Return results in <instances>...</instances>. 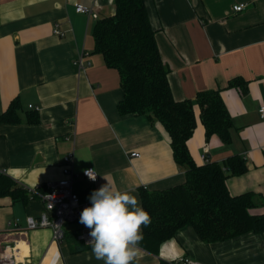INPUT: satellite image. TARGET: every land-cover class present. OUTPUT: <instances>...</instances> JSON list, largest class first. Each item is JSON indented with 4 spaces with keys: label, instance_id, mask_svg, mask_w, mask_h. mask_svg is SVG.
<instances>
[{
    "label": "crops",
    "instance_id": "0c3cea01",
    "mask_svg": "<svg viewBox=\"0 0 264 264\" xmlns=\"http://www.w3.org/2000/svg\"><path fill=\"white\" fill-rule=\"evenodd\" d=\"M150 22L174 98L194 102L196 127L188 140L198 163H223L231 154L247 160V170L229 176L232 194L254 191L264 213V0H145ZM247 6L235 11L233 5ZM93 7L97 17L76 10ZM115 12V0H0V113L18 99L21 120L0 123V168L30 191L26 201L0 197V248L15 240L26 246L27 264H104L91 246L76 238L82 224L65 226L61 242L50 227L26 229L28 216L38 217L44 201L31 189L47 190L64 176L63 156L74 152L73 191L83 203L108 181L114 189L167 188L185 180V167L173 155L165 126L148 115L120 114L123 98L118 69L94 51L93 25ZM56 25L64 34L54 31ZM83 53L79 66L75 59ZM236 77L248 81L246 91L229 86ZM220 89L232 117V140L217 134L206 139L196 94ZM36 110L39 121H28ZM138 151L139 155H131ZM205 154V157L203 155ZM94 166L91 181L83 169ZM44 192V191H42ZM35 194V195H32ZM18 219L20 230L10 221ZM76 234V235H77ZM23 253V252H22ZM189 256L206 264H264V233L248 232L205 242L191 224L163 241L158 253L139 246L138 264Z\"/></svg>",
    "mask_w": 264,
    "mask_h": 264
},
{
    "label": "trees",
    "instance_id": "16d2710c",
    "mask_svg": "<svg viewBox=\"0 0 264 264\" xmlns=\"http://www.w3.org/2000/svg\"><path fill=\"white\" fill-rule=\"evenodd\" d=\"M92 31L94 51L101 53L106 64L120 73L123 89V98L117 105L120 114H146L162 122L170 134L175 160L186 169L181 183L155 190L140 188L141 207L150 214L151 223L141 228L144 238L139 246L158 253L161 243L186 224H191L205 242L248 232L264 233V213L251 211L259 204L255 192L232 194L227 185L229 176L247 170L245 156L231 154L223 163L216 160L198 163L193 158L188 140L196 127L194 102L178 100L172 94L170 69L162 59L145 0H115V12L99 17ZM247 85L248 81L241 77L229 82L230 87L243 91ZM196 102L206 139L217 134L224 143H230L233 120L220 89L198 91ZM20 109L18 99L11 101L0 113V123L20 122ZM27 118L29 122H38V112L31 110ZM39 190L45 191V187L40 186ZM29 195L28 188L14 177L0 173V197L26 201ZM72 234L77 238V233ZM155 264L171 262L161 259Z\"/></svg>",
    "mask_w": 264,
    "mask_h": 264
},
{
    "label": "clouds",
    "instance_id": "9594fccd",
    "mask_svg": "<svg viewBox=\"0 0 264 264\" xmlns=\"http://www.w3.org/2000/svg\"><path fill=\"white\" fill-rule=\"evenodd\" d=\"M85 175L95 181L97 174L89 169ZM132 191L114 189L108 181L90 194V206L80 214L79 222L90 229L87 244L104 264H138L141 228L150 225L151 217Z\"/></svg>",
    "mask_w": 264,
    "mask_h": 264
},
{
    "label": "built area",
    "instance_id": "2783aa9c",
    "mask_svg": "<svg viewBox=\"0 0 264 264\" xmlns=\"http://www.w3.org/2000/svg\"><path fill=\"white\" fill-rule=\"evenodd\" d=\"M247 6V3L240 2L233 5L235 11H241ZM76 10L78 12H83L88 15L97 17V13L93 10V7L83 3L76 4ZM54 31L59 34H64L60 28L56 25ZM83 53L75 59V63L79 66H83L82 63ZM259 111L262 117H264V105L259 107ZM131 155L138 156L139 152L134 151ZM204 158L205 154L203 155ZM92 169L96 175L95 181L98 179L99 174L94 166H88L83 169V176L85 175V170ZM5 172L4 169L0 168V173ZM63 173L64 176L55 182H49L47 185V190L41 192L38 185L31 189L32 193H38L40 191V196L44 201V210L38 217L28 216L26 229H33L37 227H50L52 229V239L57 242L63 241L65 237V226L68 223L79 221L80 214L82 210L90 206V203H83L76 192L73 191V179L76 175L74 168V152L69 151L63 156ZM89 179V178H88ZM90 180V179H89ZM92 181V180H91ZM10 226L12 229L20 230L21 224L18 219L11 220ZM90 229L86 228L84 225L81 226L77 237L84 244H87ZM20 241L15 240L12 243H7L0 248V264H27L25 251L22 247H19ZM23 252V253H22ZM175 264H206L189 256H184L176 259Z\"/></svg>",
    "mask_w": 264,
    "mask_h": 264
},
{
    "label": "bare ground",
    "instance_id": "6f19581e",
    "mask_svg": "<svg viewBox=\"0 0 264 264\" xmlns=\"http://www.w3.org/2000/svg\"><path fill=\"white\" fill-rule=\"evenodd\" d=\"M19 247H22V249L26 252L27 246L23 242L19 243Z\"/></svg>",
    "mask_w": 264,
    "mask_h": 264
},
{
    "label": "rangeland",
    "instance_id": "374dc122",
    "mask_svg": "<svg viewBox=\"0 0 264 264\" xmlns=\"http://www.w3.org/2000/svg\"><path fill=\"white\" fill-rule=\"evenodd\" d=\"M76 223H78V222H76Z\"/></svg>",
    "mask_w": 264,
    "mask_h": 264
}]
</instances>
